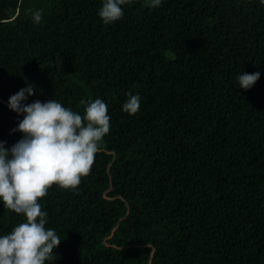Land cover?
I'll return each instance as SVG.
<instances>
[{"label": "trees", "instance_id": "trees-1", "mask_svg": "<svg viewBox=\"0 0 264 264\" xmlns=\"http://www.w3.org/2000/svg\"><path fill=\"white\" fill-rule=\"evenodd\" d=\"M101 6L0 0V141L22 138L8 100L27 83L26 103L83 114L100 98L110 116L78 190L54 184L39 201L55 264H264V5L134 0L111 25ZM128 92L141 97L131 116ZM21 222L0 203V235Z\"/></svg>", "mask_w": 264, "mask_h": 264}, {"label": "clouds", "instance_id": "clouds-1", "mask_svg": "<svg viewBox=\"0 0 264 264\" xmlns=\"http://www.w3.org/2000/svg\"><path fill=\"white\" fill-rule=\"evenodd\" d=\"M264 5V0H258ZM134 0H102L98 16L111 25L124 16L123 6ZM163 0H144L149 9L160 7ZM33 23L40 24L42 10L32 13ZM261 73L242 72L237 86L248 90ZM36 91L32 83L11 95L10 110L23 115L13 132L22 138L10 148L0 141V203L23 217L5 235H0V264H55L54 250L61 242L54 229L47 228L48 213L40 199L54 184L64 190H78L87 176L103 138L110 131L106 103L96 98L83 102V114L65 107L56 99L26 103ZM122 111L135 115L141 105L140 95L126 93Z\"/></svg>", "mask_w": 264, "mask_h": 264}]
</instances>
